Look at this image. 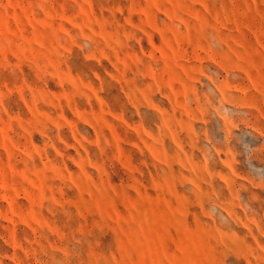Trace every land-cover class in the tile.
Wrapping results in <instances>:
<instances>
[{
	"label": "rangeland",
	"instance_id": "374dc122",
	"mask_svg": "<svg viewBox=\"0 0 264 264\" xmlns=\"http://www.w3.org/2000/svg\"><path fill=\"white\" fill-rule=\"evenodd\" d=\"M0 264H264V0H0Z\"/></svg>",
	"mask_w": 264,
	"mask_h": 264
}]
</instances>
